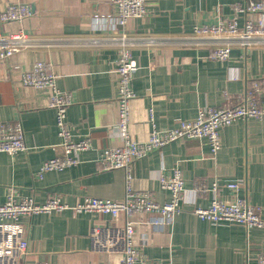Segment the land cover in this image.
Segmentation results:
<instances>
[{"label": "crops", "instance_id": "0c3cea01", "mask_svg": "<svg viewBox=\"0 0 264 264\" xmlns=\"http://www.w3.org/2000/svg\"><path fill=\"white\" fill-rule=\"evenodd\" d=\"M250 0H146L148 13L116 24L113 0H0V12L13 2L27 5L32 15L2 23L0 35L22 30L32 46L0 62V121H19L26 150L0 152V204L10 189L45 202L57 196L70 208L39 213L21 220L28 232L27 264H121L119 251L92 248L94 227H123L126 216L77 212L72 207L86 197L121 201L125 196L123 169H106L104 148L122 144L118 116L116 60L119 45L112 38L136 40L131 47L138 70L132 80L136 96L130 101L128 130L138 141L150 132L173 128L180 120L195 118L201 107L239 104L257 86L264 107V39L248 47L233 45L226 61L210 58L215 44L205 40L183 44L195 28L218 24L236 16V8ZM242 26L247 17L238 13ZM154 40L150 42V40ZM43 61L57 75V87L70 96L67 125L75 140L88 138L90 148L76 153L79 163L39 175L44 161L63 155L56 111L50 91L20 81L23 72ZM152 111V115H151ZM221 148L213 155L204 138L173 141L134 162L132 187L148 191L159 203L171 192L161 184L162 174L181 170L184 192L181 210L156 228L154 214H134V242L150 261L169 264H253L264 252V229L244 224L213 223L194 210L205 208L210 197L199 191L215 181H240V197L260 208L264 219V121L239 119L223 127ZM229 200L235 192L221 186Z\"/></svg>", "mask_w": 264, "mask_h": 264}, {"label": "built area", "instance_id": "2783aa9c", "mask_svg": "<svg viewBox=\"0 0 264 264\" xmlns=\"http://www.w3.org/2000/svg\"><path fill=\"white\" fill-rule=\"evenodd\" d=\"M116 6V24L125 27L130 19L144 17L148 13L146 0H113ZM236 16L218 24L197 26L192 38L182 41L183 44H198L211 40L214 47L210 58L226 61L230 57L233 45L243 47L264 39V0H250L244 7H237ZM245 12L247 17L242 26L238 22V13ZM32 15L29 7L23 3L13 2L0 12L2 23L22 21ZM122 32L121 38H112L119 45V57L116 60L117 94L114 102L117 105L118 116L116 127L122 139V144L116 147L104 148L101 151V162L106 169H123L126 176L124 199L115 201L95 197H86L72 208L77 212H92L107 214L116 220L120 214L126 216L123 227L112 225L97 226L92 231V248L101 251H119L122 253L121 264H169L163 261H150L144 257L134 242L136 234L135 222L131 219L134 214H154L159 219L149 223L156 228L170 222L172 216L181 210V200L184 192V179L181 170L173 169L172 175L162 174L161 184L171 192V198L165 203L157 202L145 190L132 187V166L137 160L150 152L160 149L173 142L187 139L204 138L215 155L221 148L223 127L234 121L255 118L264 121V107L258 101V89L254 85L242 102L234 106L201 107L195 118L180 120L173 128H154L145 141H138L128 130L130 117V101L136 96L132 88V80L139 66L132 57L131 47L136 40L127 38ZM154 40H150L152 42ZM26 33L19 30L15 34L0 35V62L7 60L15 53L32 46ZM58 75L49 70L43 61H37L30 70L23 72L20 81L23 85L50 91V107L56 111V123L62 138L63 155L52 157L43 162L39 175L50 170H62L79 163L76 153L90 148L88 138L75 140L67 125V107L71 103L70 96L58 89ZM152 115V111H151ZM24 131L21 123L0 121V152L15 154L26 150ZM221 186L235 192L231 199H222L219 195ZM240 181L220 183L215 181L209 187L199 188L208 194L210 203L207 207H198L194 213L203 220L213 223H242L248 229L259 227L264 229V219L260 208L250 203L246 198L237 195L241 188ZM70 208L60 197L53 196L39 203L32 196H22L15 189H10L6 201L0 204V264H27L25 257L28 253V232L22 222L24 216L39 213L62 212ZM35 264H50L38 262ZM253 264H264V252L260 253Z\"/></svg>", "mask_w": 264, "mask_h": 264}]
</instances>
